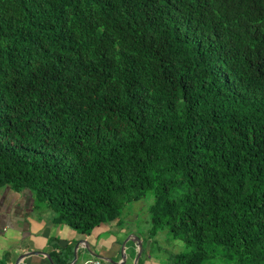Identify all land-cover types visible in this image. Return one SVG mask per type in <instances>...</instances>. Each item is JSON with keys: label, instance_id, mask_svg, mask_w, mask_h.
<instances>
[{"label": "trees", "instance_id": "obj_1", "mask_svg": "<svg viewBox=\"0 0 264 264\" xmlns=\"http://www.w3.org/2000/svg\"><path fill=\"white\" fill-rule=\"evenodd\" d=\"M90 234L153 193L170 264H264V0H0V187Z\"/></svg>", "mask_w": 264, "mask_h": 264}, {"label": "crops", "instance_id": "obj_2", "mask_svg": "<svg viewBox=\"0 0 264 264\" xmlns=\"http://www.w3.org/2000/svg\"><path fill=\"white\" fill-rule=\"evenodd\" d=\"M150 206L145 198L134 201L122 217L85 234L57 222L55 211L47 203L38 206L31 189L2 186L0 264H91L95 258L108 257L135 264L139 252L135 235L144 246L137 264H170L171 256L183 250V243L166 230L151 234Z\"/></svg>", "mask_w": 264, "mask_h": 264}, {"label": "water", "instance_id": "obj_3", "mask_svg": "<svg viewBox=\"0 0 264 264\" xmlns=\"http://www.w3.org/2000/svg\"><path fill=\"white\" fill-rule=\"evenodd\" d=\"M133 240H135L137 242L138 246H139V252H138V255L136 257V262H135V264H137L139 258L141 257V254H142V251L144 249V246H143V241L141 240V237L139 235H135V238H133ZM124 246H125V243H124ZM106 259H109V260H111L113 262H116V263L126 264V259L123 262H117L116 260H114L113 258H110V257H108Z\"/></svg>", "mask_w": 264, "mask_h": 264}, {"label": "built area", "instance_id": "obj_4", "mask_svg": "<svg viewBox=\"0 0 264 264\" xmlns=\"http://www.w3.org/2000/svg\"><path fill=\"white\" fill-rule=\"evenodd\" d=\"M91 264H122V263H116L109 259H101V258H95L91 261Z\"/></svg>", "mask_w": 264, "mask_h": 264}, {"label": "rangeland", "instance_id": "obj_5", "mask_svg": "<svg viewBox=\"0 0 264 264\" xmlns=\"http://www.w3.org/2000/svg\"><path fill=\"white\" fill-rule=\"evenodd\" d=\"M153 193H151V192H149V193H147V196L145 197V200H147V201H150V203L152 202V200H153V195H152ZM144 199V198H143ZM215 264V263H214Z\"/></svg>", "mask_w": 264, "mask_h": 264}]
</instances>
